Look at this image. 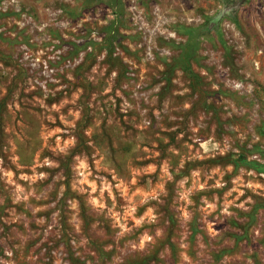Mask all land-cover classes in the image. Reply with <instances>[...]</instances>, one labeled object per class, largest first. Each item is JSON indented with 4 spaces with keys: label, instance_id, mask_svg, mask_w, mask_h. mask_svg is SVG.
<instances>
[{
    "label": "rangeland",
    "instance_id": "rangeland-1",
    "mask_svg": "<svg viewBox=\"0 0 264 264\" xmlns=\"http://www.w3.org/2000/svg\"><path fill=\"white\" fill-rule=\"evenodd\" d=\"M0 264H264V0H0Z\"/></svg>",
    "mask_w": 264,
    "mask_h": 264
},
{
    "label": "trees",
    "instance_id": "trees-1",
    "mask_svg": "<svg viewBox=\"0 0 264 264\" xmlns=\"http://www.w3.org/2000/svg\"><path fill=\"white\" fill-rule=\"evenodd\" d=\"M185 58V57H184Z\"/></svg>",
    "mask_w": 264,
    "mask_h": 264
}]
</instances>
